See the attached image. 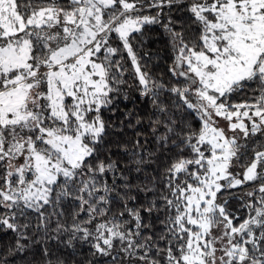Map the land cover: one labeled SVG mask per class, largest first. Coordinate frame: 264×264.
Segmentation results:
<instances>
[{
	"label": "snow or ice",
	"instance_id": "snow-or-ice-1",
	"mask_svg": "<svg viewBox=\"0 0 264 264\" xmlns=\"http://www.w3.org/2000/svg\"><path fill=\"white\" fill-rule=\"evenodd\" d=\"M0 234V264H264V0H0Z\"/></svg>",
	"mask_w": 264,
	"mask_h": 264
},
{
	"label": "trees",
	"instance_id": "trees-1",
	"mask_svg": "<svg viewBox=\"0 0 264 264\" xmlns=\"http://www.w3.org/2000/svg\"><path fill=\"white\" fill-rule=\"evenodd\" d=\"M138 55L145 57L142 63L146 62L148 64V71L151 74H153L157 78L162 77L165 80L168 79V66L171 62V58L169 55V49L166 43V39L162 33V30L156 28L149 29L148 34L145 38V43L142 45ZM135 107L142 108L143 104L138 101ZM125 139H128V137H125ZM112 151L114 153V158H123L119 155V148L114 147ZM12 239L13 237L11 234H8L6 236L0 234V244H6ZM29 259H31V257H29ZM17 264H23V262L17 261Z\"/></svg>",
	"mask_w": 264,
	"mask_h": 264
}]
</instances>
